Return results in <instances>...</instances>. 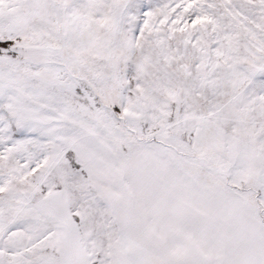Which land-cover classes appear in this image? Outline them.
I'll return each mask as SVG.
<instances>
[{
  "label": "snow or ice",
  "instance_id": "6c2138e0",
  "mask_svg": "<svg viewBox=\"0 0 264 264\" xmlns=\"http://www.w3.org/2000/svg\"><path fill=\"white\" fill-rule=\"evenodd\" d=\"M0 264H264V0H0Z\"/></svg>",
  "mask_w": 264,
  "mask_h": 264
}]
</instances>
